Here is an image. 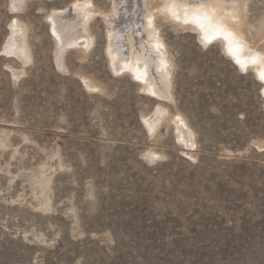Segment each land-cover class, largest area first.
I'll return each mask as SVG.
<instances>
[{
    "label": "rangeland",
    "instance_id": "374dc122",
    "mask_svg": "<svg viewBox=\"0 0 264 264\" xmlns=\"http://www.w3.org/2000/svg\"><path fill=\"white\" fill-rule=\"evenodd\" d=\"M146 1L168 98L116 69L112 0H0V264H264V78ZM237 1L263 51L264 0ZM90 2L91 48H62L53 17Z\"/></svg>",
    "mask_w": 264,
    "mask_h": 264
},
{
    "label": "bare ground",
    "instance_id": "6f19581e",
    "mask_svg": "<svg viewBox=\"0 0 264 264\" xmlns=\"http://www.w3.org/2000/svg\"><path fill=\"white\" fill-rule=\"evenodd\" d=\"M14 1L21 3L22 0ZM112 1L114 5L112 12L106 17L109 30L108 47L116 69H132L136 77L146 84L147 89L160 98H168L171 93L170 60L161 48L162 38L156 24L154 8H149L146 0ZM158 1L160 4L157 10L160 13H165L182 23H195L209 41L219 37L226 38L237 60L243 66L257 65V72L264 77V50L261 51L251 45L242 18V3L237 0ZM77 11L83 12L84 17ZM96 11L94 4L90 2L88 5H79V8L76 5L69 7L53 17L55 32L59 36L62 48L71 43L79 45L81 39L84 40L83 44L87 49L91 48L93 37L91 34L87 36L90 32L88 25ZM14 27L15 37L12 38L11 44L13 47V43L18 41V33H24L18 22ZM162 116L165 118V111L159 107L155 119L151 121L153 130L159 127ZM184 126L187 129L179 126L177 129L180 137L190 143L191 132L185 124Z\"/></svg>",
    "mask_w": 264,
    "mask_h": 264
},
{
    "label": "snow or ice",
    "instance_id": "6c2138e0",
    "mask_svg": "<svg viewBox=\"0 0 264 264\" xmlns=\"http://www.w3.org/2000/svg\"><path fill=\"white\" fill-rule=\"evenodd\" d=\"M262 78H264V77H262Z\"/></svg>",
    "mask_w": 264,
    "mask_h": 264
}]
</instances>
